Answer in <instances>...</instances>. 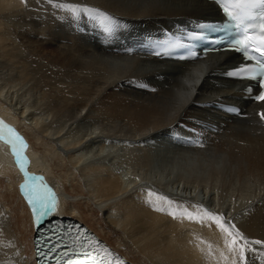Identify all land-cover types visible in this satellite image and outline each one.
Returning <instances> with one entry per match:
<instances>
[{"label":"bare ground","instance_id":"bare-ground-1","mask_svg":"<svg viewBox=\"0 0 264 264\" xmlns=\"http://www.w3.org/2000/svg\"><path fill=\"white\" fill-rule=\"evenodd\" d=\"M84 8L150 29L217 13L204 0H0V120L27 142L28 171L56 188L55 214L79 218L113 245L108 229L134 264L130 256L240 264L204 211L264 241V102L250 107L258 113L251 119L224 122L204 148L178 147L170 135L207 119L202 105L242 97L220 77L236 57L215 55L188 70L115 54L90 41L83 27L93 13ZM25 179L0 138V264H36ZM248 255V264H264Z\"/></svg>","mask_w":264,"mask_h":264},{"label":"snow or ice","instance_id":"snow-or-ice-1","mask_svg":"<svg viewBox=\"0 0 264 264\" xmlns=\"http://www.w3.org/2000/svg\"><path fill=\"white\" fill-rule=\"evenodd\" d=\"M51 3V0H49ZM264 5V0H252L251 7H259ZM57 8H67L71 12H78L80 11L79 6H69L64 4H56ZM83 11L93 13V19H95L102 27L103 30L111 36L117 27H119L115 18L107 15L106 13L100 12L97 9H88L84 8ZM231 16V13H229ZM262 18H264V12L259 14ZM233 20L239 19V17L232 16ZM261 29L264 30V23L260 25ZM252 40V37L245 35L242 39H237L235 41L236 50L248 52L250 47L249 41ZM255 51L259 53V58L256 56H249L247 57L250 60H256L257 67L253 70L248 69L247 67H241L238 71L229 72L227 75H246L249 71L252 72L253 78H259L260 89L261 91L255 97L256 100L264 101V31H262V35L260 37V45L255 48ZM159 55V53H157ZM261 119H264V112L260 114ZM0 138L4 139L5 142L11 145L13 154L16 156L17 162L22 171H24L25 175V183L22 185V189L24 191L25 197L27 198L28 204L31 206L32 211L36 217V224L39 227L42 218L45 214H47L50 210H53L56 207V197L52 190L48 187L46 183L43 182V177L35 176L27 171L25 165L28 163L26 158L22 155L24 149H26L27 145L23 139L13 129L11 126L5 124L2 120H0ZM39 181V183H37ZM164 200H167L166 197H161ZM171 204V201H168ZM157 211H164L162 208L156 209ZM175 217L174 213H169ZM204 214L213 220L220 229L226 234L227 237L231 239L228 241L229 249L236 252L239 256L240 264H248L249 260H251V256L248 253L257 254V262H261V258L264 257V241L259 239L257 240H250L243 233H241L238 229H235L234 225H226L222 221L224 220L223 216L218 214H213L207 210L204 211ZM188 218L192 219V214L188 213ZM235 229V230H234ZM234 230V231H233ZM86 241L81 242V246ZM253 245L261 246L260 249L253 247ZM97 251V260L99 264H105L107 261V257L111 256L112 253L108 251V249H103V252L106 253V256L101 259L99 256V250ZM85 255L91 256V252L85 250ZM71 264V262H68ZM107 264H119L118 258L117 261H108ZM235 264V261H234Z\"/></svg>","mask_w":264,"mask_h":264},{"label":"rangeland","instance_id":"rangeland-1","mask_svg":"<svg viewBox=\"0 0 264 264\" xmlns=\"http://www.w3.org/2000/svg\"><path fill=\"white\" fill-rule=\"evenodd\" d=\"M58 180H56V179ZM49 179H50V181L53 183V184H55V185H58L59 187H61V181H60V179H58L57 177H55L54 176V178H53V176H51V177H49ZM53 180V181H52ZM57 187V186H56ZM55 190H56V188H55ZM2 191L3 192H5V190L4 189H2V188H0V199H1V196L2 195H4V193H2ZM17 192V191H16ZM19 194H20V196L22 197V199H24L23 198V195H22V193H20L19 192ZM65 199H68V198H65ZM24 205H25V207H26V209H27V204L24 202ZM79 221H81L79 218H77ZM85 219L87 220V221H90L91 223H94V225L97 227V228H101L99 225L101 224H103L104 222L103 221H99V219L100 218H98V217H96L95 215H93L92 214V212L91 211H87L86 212V214H85ZM82 222V221H81ZM83 223H84V221H83ZM84 224H86V223H84ZM87 225V224H86ZM93 230V229H92ZM104 234L106 235V237L110 240V242L114 245V246H117V239H116V236H113L112 234H110L109 233V230L108 229H104ZM120 248V247H119ZM121 250H122V248H121ZM133 260H135V261H137V263H139V264H144L143 263V261L142 260H139L138 258H134L133 256H130Z\"/></svg>","mask_w":264,"mask_h":264}]
</instances>
